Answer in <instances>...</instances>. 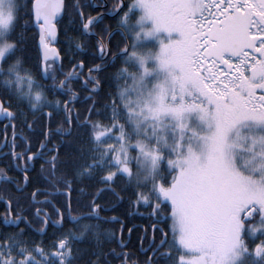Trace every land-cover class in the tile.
Segmentation results:
<instances>
[{
	"label": "snow or ice",
	"instance_id": "snow-or-ice-1",
	"mask_svg": "<svg viewBox=\"0 0 264 264\" xmlns=\"http://www.w3.org/2000/svg\"><path fill=\"white\" fill-rule=\"evenodd\" d=\"M117 8L122 15L115 51L104 44L105 36L111 43L113 33L100 28L103 14L79 12L82 36L99 30L101 63L87 67L81 61L74 65L79 71L65 73L50 47L62 22L63 0H32L25 25L39 27L43 74L68 97L49 102L47 112L29 101L46 121L33 151L30 137L17 139L14 121L24 114L5 102L21 94L31 97L34 83L30 74H20L17 52L23 36L12 35L20 6L17 0H0V116L8 120L5 136L12 128L11 140L5 138L3 145L8 151H0V159L9 160L0 167V180L20 191L29 169L39 163L56 192L64 189L65 199L57 207L37 199L55 193L36 189L31 193L39 205L34 212L13 207L9 200L0 225V264H78L82 250L74 245L93 240L87 264H108L100 224L81 225V217L71 215L72 185L85 180L103 186L87 205L89 220L101 219L98 200L105 191L123 199L118 182L131 191L129 203L148 212L153 235L140 238L142 248L148 240L145 264H264V0H115L110 11ZM116 61L122 65L111 77L116 89L97 99L104 87L101 74ZM77 79L78 91L86 93L82 101L89 105L86 117L73 115ZM25 82L28 92L21 93ZM40 99L37 93L35 101ZM57 116L67 125L57 132L71 137L75 122L87 147L77 146L73 153L71 140L54 141L48 122ZM25 124L30 132L36 130L35 121ZM69 160L71 168L57 175ZM66 222L75 230H56ZM106 222L121 223L123 231L116 217ZM50 226L54 231L47 244L26 234L33 229L46 235ZM107 236L114 239L115 233ZM118 243L125 247L122 239ZM112 255L128 264L127 253L113 249Z\"/></svg>",
	"mask_w": 264,
	"mask_h": 264
},
{
	"label": "trees",
	"instance_id": "trees-1",
	"mask_svg": "<svg viewBox=\"0 0 264 264\" xmlns=\"http://www.w3.org/2000/svg\"><path fill=\"white\" fill-rule=\"evenodd\" d=\"M86 0H80V3H84ZM128 2L131 0H127ZM18 5L20 6V12L18 21L13 32V37L23 36V44L21 45V50L17 52V57L22 61L19 65L20 74L29 75L30 77L37 82L39 91L43 93L46 101V105L43 106L44 110H50L48 103L56 100H61L63 95L57 86L55 89L52 87L53 81L51 76H48V79L45 80L42 74V60L38 48V39L39 33L36 27L32 25H25V21L28 20V9L32 3V0H17ZM77 0H65V10L64 15L61 19V23L57 24L59 32V43L58 49L62 57L61 65L64 71L70 72L74 65L79 64L83 61L86 66L91 67L93 64L91 60L93 59L90 56V53H97L95 46L87 42L89 38L85 35H81V17L79 15V10L84 11V7L76 8ZM86 14V12H85ZM118 21L119 18L115 19L113 33V45L112 51H115V46L120 41V36L118 34ZM112 42V39H111ZM80 43L81 48H76V44ZM98 54V53H97ZM97 57V56H95ZM15 62V60H13ZM120 61H116L115 65H110V68L104 71L101 74V79L104 81V87L100 91V96L97 99L105 97L110 91H115L116 85L112 82V74L116 71L117 68L121 67ZM77 71L79 69H76ZM110 70V72H109ZM58 79H61L58 76ZM75 83L74 87L75 88ZM3 76L0 74V95H3ZM81 97L86 95V93H80ZM6 103L12 104V109L17 113H23V118H18L14 121L16 125V131L21 136H27L31 138L33 151L38 147V142L42 139L41 131L46 123L43 119L41 111L39 109L33 110L31 105L24 100L13 98L10 101H5ZM73 112H77L81 117H86L88 115L89 105L83 103L82 98L80 101L75 102ZM25 120L29 123L35 121L34 132H30L25 124ZM63 120V118H62ZM81 121L80 123H82ZM50 129L51 128H67V125L58 124L54 126V120L48 122ZM62 129V128H61ZM11 127L9 126L7 130L8 136H10ZM72 136H66L63 140L67 144L68 140L73 142V147L71 151L76 152L77 146L83 145L87 147L86 144H83V141L86 140V137H82L77 134V125L74 122L72 125ZM5 137L4 125L0 122V145L3 143ZM54 141L59 143L61 139L59 136L53 135ZM19 140V139H18ZM8 151V150H7ZM6 149L3 152H7ZM60 156L62 160L68 159L65 156V149L62 147L60 150ZM9 163L7 159H0V167H6ZM71 168V161L69 160L67 165L62 164L60 168L57 169V175L63 173L66 169ZM9 175L13 173L9 172ZM15 175L20 180L23 185V175L20 170H17ZM48 176L47 172L42 173L40 170V165L37 163L34 168L29 169V181L20 191H17L14 186H9L3 180H0V225H2V218L5 214V205L10 200L13 207L19 205L24 211H33L35 207L39 206L36 204L31 197V193L40 189L42 193H55V195L42 194L37 197L38 200L43 201L45 199L51 200L57 207L65 204L64 199V189L61 187L60 192H56V189L49 183L48 179L45 177ZM71 178V177H69ZM50 179V177H49ZM103 187L98 185L95 181L85 180L83 182L75 181L72 185L71 192V215L81 217L80 224L84 223H99L100 224V240L103 248V252L107 254L108 264H122L123 257L117 258L115 255H112L113 249L116 253L124 252L128 256V264H145L147 255L145 254L144 249L148 247V240L144 241L143 248L141 246V237L147 235L150 240L153 235L152 221L148 218V212L143 206H135L129 203V198L131 196V191H123L126 187L124 182H118L116 185V191L120 192L123 196V199L117 201V199L112 195L110 191H105L99 198L98 203L101 205L103 211H100L101 219L99 221L89 220L88 212L89 209L87 205L91 202V197L95 191ZM83 190V191H82ZM58 202V203H57ZM50 211V208L47 209ZM11 215V214H10ZM112 217H116L123 224V231L121 232V223L111 222L108 223ZM23 227V225H21ZM35 228V225L33 226ZM159 227H164V225H159ZM132 228L133 231L129 235L128 229ZM67 229H74L72 222L63 223L62 227H59L58 231H65ZM54 229L50 226L47 230L46 235H42L33 229H26V234L31 235L35 240L43 241L47 244L50 242ZM107 233H115L114 239H109ZM26 235V238H27ZM159 234L157 233V236ZM123 240L125 247L120 248L118 241ZM95 241H82L74 245V248H79L82 250L81 258L79 259L78 264H87V261L91 259L90 252L94 249ZM150 255V254H149Z\"/></svg>",
	"mask_w": 264,
	"mask_h": 264
},
{
	"label": "flooded vegetation",
	"instance_id": "flooded-vegetation-1",
	"mask_svg": "<svg viewBox=\"0 0 264 264\" xmlns=\"http://www.w3.org/2000/svg\"><path fill=\"white\" fill-rule=\"evenodd\" d=\"M115 2V0H86L84 3H82V5H83V7H84V11L86 12V14L85 15H88V14H90V15H92V16H96L97 14H103V16H104V20H103V24H101L100 25V28L101 29H103V28H107L108 30H109V32H111V33H114V30L116 29V28H114V21H115V19L117 18H119L120 19V16L122 15V13H120V10H119V8H117L115 11H110L111 9H112V7H113V3ZM131 1H127V0H123V3H130ZM79 4L81 5V3H80V0H79ZM82 5H81V7H82ZM122 6V5H121ZM81 10H79V12H80ZM118 29V28H117ZM95 32H96V34L95 35H88V34H84L87 38H89V40L87 41V42H89L90 44H92L93 46H95V48H96V42L99 40V39H101V37H100V35H99V30H94ZM104 44H105V46L106 47H108V48H111V50H112V45H113V36H112V42L109 44V40H108V37L107 36H105L104 38ZM58 43H59V36H58V42H57V44H56V47H57V49H58ZM50 46H51V44H50ZM59 50V49H58ZM61 56V55H60ZM90 56L93 58L92 60H91V63L93 64L91 67H93L94 65H96V64H100L101 63V60H100V57H99V54H97L96 52L95 53H90ZM95 56H97V57H95ZM42 60V59H41ZM61 60H62V57H61ZM57 64V66H62L61 65V62H60V64H58V63H56ZM88 67V66H87ZM87 67H85V69H84V72H85V74H87ZM110 68V66H108V68L107 69H109ZM74 70H76V69H74V67L71 69V71H74ZM70 71V72H71ZM77 71V70H76ZM79 71V70H78ZM63 72H67V71H64L63 70ZM109 72H110V70H109ZM60 77L61 79H63V74L62 73H57V77ZM33 81H35L33 78H31ZM47 79H48V77H47ZM47 79H45V80H47ZM74 83H75V88H73V91H76L77 92V95H78V99L76 100V101H73V104L75 103V102H78V101H80L81 100V94H80V92L78 91V88H79V80L77 79V80H75L74 81ZM61 91V90H60ZM61 93H62V95H63V98H62V101L63 100H65V99H68V97L61 91ZM63 107V105H61V108ZM50 109V108H49ZM45 112H47V111H49V110H44ZM77 114V112L75 111V112H73V115H76ZM62 118H63V116H57V117H54L53 119H52V121L54 120V126L56 127V125H58V124H61L62 123ZM0 122L3 124V125H5V124H7L8 123V120L5 118L4 120H0ZM11 127V126H10ZM59 128H62L63 129V126L62 127H59ZM57 129H58V127L57 128H51L50 130H51V132H52V134L53 135H55V136H59V138L62 140H64V138L66 137V136H68L67 135V133H65V132H63V130L61 131V132H57ZM11 132H10V136H8V135H6L5 137H4V141H5V138H7L8 140H11V138H12V128H11V130H10ZM71 131H72V129H71ZM16 134H17V139H19L20 137H21V135L16 131ZM55 140V139H54ZM4 141H3V143L0 145V151H3V150H5L6 149V151L8 150V148H6V147H3V145H4Z\"/></svg>",
	"mask_w": 264,
	"mask_h": 264
},
{
	"label": "water",
	"instance_id": "water-1",
	"mask_svg": "<svg viewBox=\"0 0 264 264\" xmlns=\"http://www.w3.org/2000/svg\"><path fill=\"white\" fill-rule=\"evenodd\" d=\"M63 3H64V9L62 10L61 15L58 17V19H60V20L62 19L63 15H64L65 0H63ZM35 27H36V29H37V31L39 33V27L38 26H35ZM58 36H59V32H58V27H57L56 38L52 41L50 47H52L53 49H55V52H56L57 57H58L56 63L60 64V62H61V56H60V53L58 52V49L56 47V44L58 42ZM38 48H39V52H40L41 59H42V69H43V66H44V59L43 58H44V54L45 53H44L43 48L40 45V36H39V39H38ZM42 74H43V70H42ZM43 77H44V79H47V78H45L44 74H43ZM4 119H5L4 117L0 116V120H4Z\"/></svg>",
	"mask_w": 264,
	"mask_h": 264
},
{
	"label": "clouds",
	"instance_id": "clouds-1",
	"mask_svg": "<svg viewBox=\"0 0 264 264\" xmlns=\"http://www.w3.org/2000/svg\"><path fill=\"white\" fill-rule=\"evenodd\" d=\"M20 63H22L21 60H20ZM23 84H27V83L25 82ZM26 92H28V88L25 87V86H21V93H26ZM37 93H39L40 97H41V99L38 102L35 101V95ZM18 98L21 99V100L27 101L28 103L31 100L33 103H37L38 105H42L43 103H45V97H44L43 93L40 92L34 85L32 86V95H31V97L21 94V95H19Z\"/></svg>",
	"mask_w": 264,
	"mask_h": 264
},
{
	"label": "rangeland",
	"instance_id": "rangeland-1",
	"mask_svg": "<svg viewBox=\"0 0 264 264\" xmlns=\"http://www.w3.org/2000/svg\"><path fill=\"white\" fill-rule=\"evenodd\" d=\"M21 75H22V74H21ZM22 76H27V75L25 74V75H22ZM33 85L39 90V87H38L37 82L34 81ZM21 86H25V87H27V84H22ZM45 100H46V99H45ZM42 105L45 106V105H46V101H45V103H43Z\"/></svg>",
	"mask_w": 264,
	"mask_h": 264
},
{
	"label": "bare ground",
	"instance_id": "bare-ground-1",
	"mask_svg": "<svg viewBox=\"0 0 264 264\" xmlns=\"http://www.w3.org/2000/svg\"><path fill=\"white\" fill-rule=\"evenodd\" d=\"M58 52H59V50H58Z\"/></svg>",
	"mask_w": 264,
	"mask_h": 264
}]
</instances>
